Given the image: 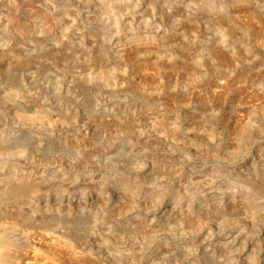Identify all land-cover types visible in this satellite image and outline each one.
I'll return each instance as SVG.
<instances>
[{
	"label": "rangeland",
	"instance_id": "rangeland-1",
	"mask_svg": "<svg viewBox=\"0 0 264 264\" xmlns=\"http://www.w3.org/2000/svg\"><path fill=\"white\" fill-rule=\"evenodd\" d=\"M0 248L264 264V0H0Z\"/></svg>",
	"mask_w": 264,
	"mask_h": 264
},
{
	"label": "bare ground",
	"instance_id": "bare-ground-1",
	"mask_svg": "<svg viewBox=\"0 0 264 264\" xmlns=\"http://www.w3.org/2000/svg\"><path fill=\"white\" fill-rule=\"evenodd\" d=\"M135 116V115H134ZM138 116V115H137ZM135 121V120H134ZM116 123V122H115ZM133 123V122H132ZM0 249H2V248H0ZM1 253V252H0ZM53 261V260H52ZM0 264H3V260L1 259V257H0Z\"/></svg>",
	"mask_w": 264,
	"mask_h": 264
}]
</instances>
